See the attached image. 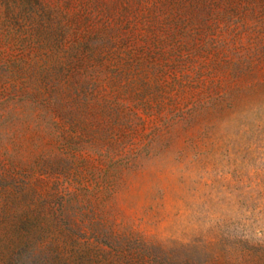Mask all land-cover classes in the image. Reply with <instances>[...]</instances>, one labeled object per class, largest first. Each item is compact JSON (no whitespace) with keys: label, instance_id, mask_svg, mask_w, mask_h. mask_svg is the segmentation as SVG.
<instances>
[{"label":"rangeland","instance_id":"obj_1","mask_svg":"<svg viewBox=\"0 0 264 264\" xmlns=\"http://www.w3.org/2000/svg\"><path fill=\"white\" fill-rule=\"evenodd\" d=\"M0 264H264V0H0Z\"/></svg>","mask_w":264,"mask_h":264}]
</instances>
